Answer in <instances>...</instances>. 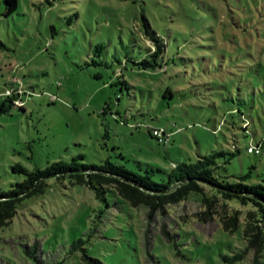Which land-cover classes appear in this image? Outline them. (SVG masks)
Listing matches in <instances>:
<instances>
[{
	"label": "rangeland",
	"instance_id": "374dc122",
	"mask_svg": "<svg viewBox=\"0 0 264 264\" xmlns=\"http://www.w3.org/2000/svg\"><path fill=\"white\" fill-rule=\"evenodd\" d=\"M148 25L166 52L162 68L141 70L127 57L148 53ZM0 39V100L22 89L25 103L0 116V188L24 179L15 163L33 170L84 154L160 180L174 163L236 145L218 175L264 184V155L248 152L252 135L232 111L251 120L255 143L264 138V0H18L0 14ZM152 128L172 133L168 142ZM50 182L0 228V264H85V253L107 264H251L250 253L228 261L247 246L243 224L231 233L199 221L196 197L150 217L112 190L101 199Z\"/></svg>",
	"mask_w": 264,
	"mask_h": 264
},
{
	"label": "trees",
	"instance_id": "16d2710c",
	"mask_svg": "<svg viewBox=\"0 0 264 264\" xmlns=\"http://www.w3.org/2000/svg\"><path fill=\"white\" fill-rule=\"evenodd\" d=\"M5 1L7 10L0 14L8 16L16 11L18 0ZM55 1L47 0L50 4ZM147 28L144 37L151 43L148 53L137 60L127 57V62L134 63L141 70L162 68L161 60L165 57L166 44L150 25ZM0 48L7 49L1 39ZM99 63L104 64L103 61ZM117 84L121 88L130 89L129 81L123 74L118 75ZM173 95L171 89L164 94L166 98ZM13 107L25 110V105H18L14 97L0 100V116L9 114ZM232 111H241L244 129L248 135H252L250 145L264 144V138L257 143L254 142V133L250 131L251 120L245 112L237 108ZM236 149L230 152L220 150L200 154L195 162L174 163L173 169L165 177L161 176L160 180L154 178L155 170L152 168L148 167L145 171L135 170L110 158L100 164L86 163L84 154L74 156L70 160L53 161L45 168L36 167L33 170L21 163H15L12 166L13 171L23 174L24 179L13 183L7 190L0 188V228L12 222L18 213L19 204L24 199L44 194L52 180L63 184L69 181L71 184L87 185L101 199H106L107 191L112 190L134 207L148 206L150 217L159 209L164 210L170 205L190 201L191 197H196L195 200L203 207L196 214L199 221H219L223 229L231 233L238 231L243 224V239L247 246L243 251L228 257V261L243 260L250 253L251 264H264V184L247 183L249 174L218 175V170L223 166L221 158H225L223 163H229L239 152L237 145ZM139 165V168H142L141 163ZM230 177H234L235 180H231ZM180 182L185 183L172 190V187ZM231 201H236L239 206L232 205ZM83 243L84 240L80 239L75 246ZM83 260L85 264H107L87 253L84 254Z\"/></svg>",
	"mask_w": 264,
	"mask_h": 264
},
{
	"label": "built area",
	"instance_id": "2783aa9c",
	"mask_svg": "<svg viewBox=\"0 0 264 264\" xmlns=\"http://www.w3.org/2000/svg\"><path fill=\"white\" fill-rule=\"evenodd\" d=\"M7 95L9 97H14L15 102L18 105H25L23 99H22V89L19 90H14V89H8L6 91ZM56 96H52V99L54 100ZM152 134L160 141V142H165L167 143L169 138L171 137L172 133L168 132L167 130L163 128H152ZM249 152L251 153H256V154H261L264 155V144H252L249 147Z\"/></svg>",
	"mask_w": 264,
	"mask_h": 264
},
{
	"label": "water",
	"instance_id": "95a60500",
	"mask_svg": "<svg viewBox=\"0 0 264 264\" xmlns=\"http://www.w3.org/2000/svg\"><path fill=\"white\" fill-rule=\"evenodd\" d=\"M0 13H4V12H6V10H7V3H6V1L5 0H0ZM55 30L52 32V37H54V35H55ZM125 179V178H124ZM183 183H185V182H180V183H177L176 185H174L173 187H172V190H175V189H177L179 186H181ZM31 189H33V187L31 188ZM30 189V190H31Z\"/></svg>",
	"mask_w": 264,
	"mask_h": 264
}]
</instances>
